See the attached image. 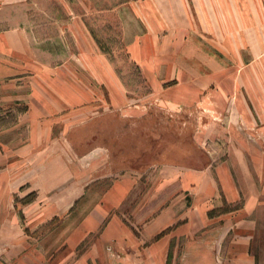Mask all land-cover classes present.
<instances>
[{
  "label": "rangeland",
  "instance_id": "obj_1",
  "mask_svg": "<svg viewBox=\"0 0 264 264\" xmlns=\"http://www.w3.org/2000/svg\"><path fill=\"white\" fill-rule=\"evenodd\" d=\"M128 1L0 0V30L26 29L34 55L40 61L52 66L72 62L66 65L70 69L76 65L79 76L69 70L68 81L82 83L83 92L77 109L54 114L60 121L52 128L50 139L42 144L31 143L30 147H26L29 127L17 123L25 112L22 110L25 102L15 100L30 87L8 90L6 93L11 94L12 99L1 102L0 148L5 155L0 175V264H44L39 249L48 248L44 255L47 259L59 246L60 241L54 244L57 237H50V232L60 225L65 215L37 222L34 218L39 208H30L28 212L24 207L35 198L36 192L24 196L11 191L27 178H35V186L45 183L52 188L51 194L58 202L64 197L75 199L78 189L65 191V185L75 187L82 179L80 183L88 199L82 209L84 214L92 204L102 202L113 183L133 185L131 200L122 207V213L134 229H140L143 221L152 217L160 206L175 204L179 211L185 209L186 202L190 205L191 192L194 196L195 191L186 195L187 191L182 189L184 182L200 184L199 202L209 199L204 191L208 183L217 190L218 200L221 201L220 196L223 199L216 207L202 211L199 207L204 202H201L195 209L194 218L200 229L204 213L208 220L232 217V213H235L232 220L237 217L236 211L244 204V199L225 201L220 185L238 184V175L234 173L238 167L246 172L239 177L244 184L249 186L253 180L264 189V174H251V168L256 173L264 171V142L257 141V136L262 138L264 132L250 127L238 131V113L233 106L242 97L251 102L250 96L238 95V79L209 80L212 93L207 106L202 105V100L199 105H187L188 88L202 87V81L162 79L157 86L151 84L126 51L117 8ZM66 9L84 19L100 49L103 64H74L77 48L67 30ZM234 67V64L228 65L229 74L234 73ZM101 69H107L104 74L109 80L89 77L90 70L93 75L97 70L100 76ZM44 150L47 152L41 154ZM34 153V157H28ZM10 158H17L12 160L15 165L8 163ZM222 168L229 170L230 175L225 176ZM12 172L19 175L13 184L10 182ZM80 176L82 178L77 179ZM262 194L264 198V190ZM139 196L148 200L140 211L138 204L131 202ZM33 213L37 215L34 217ZM256 215L262 237L254 240L252 253L255 264H264V205ZM212 224L218 225V222ZM227 257L220 255L222 264ZM199 259V255L195 257V264Z\"/></svg>",
  "mask_w": 264,
  "mask_h": 264
},
{
  "label": "crops",
  "instance_id": "obj_2",
  "mask_svg": "<svg viewBox=\"0 0 264 264\" xmlns=\"http://www.w3.org/2000/svg\"><path fill=\"white\" fill-rule=\"evenodd\" d=\"M65 11L67 30L77 48L74 64L102 63L99 47L84 19L71 9ZM117 12L128 57L151 84L157 86L162 79L202 81V87L188 88L187 105H199L202 100V105L207 106L212 93L209 80L238 79V95L251 99L248 102L242 97L233 106L238 113V131L250 127L264 132V98L259 97L264 96V0H129L117 8ZM33 51L26 29L0 30V106L3 100L12 99L11 94L6 93L8 90L30 87L23 95L15 97L25 102V112L17 123L29 127L26 147L47 142L52 128L60 121L54 114L77 109L83 99L82 83L68 81L69 70L79 76L76 65L70 69L66 64L73 63L64 61L52 66L37 59ZM230 64L235 65L233 74H229ZM101 70L100 76L97 70L94 75L90 70L89 77L109 80L104 74L107 69ZM260 137L257 136V141L264 142V136ZM14 152L20 156L18 150ZM44 152L47 151L41 154ZM4 155V149L0 148V175L4 170ZM34 156L35 153L28 154L29 158ZM15 159L10 158L8 163L15 165L12 161ZM221 171L225 176L231 173L224 168ZM234 173L238 175V184L221 183L220 188L225 201L244 199V204L236 211L238 220L236 216L231 219L235 213L232 217L209 220L204 213L205 218H200L201 229L194 218L195 209L201 202L204 203L199 209L204 211L223 201L221 196V201L218 200L217 190L209 183L204 188L209 199L199 202L200 184L184 182L182 189L187 191L186 195L195 191L194 196L191 192L190 205L186 202L185 209L179 211L175 204L160 206L152 217L143 221L140 229L129 225L122 213L134 188L124 182L113 183L102 202L92 204L85 214L82 209L88 199L80 183L82 176L77 178L81 180L75 187L65 185V191L78 189L73 200L64 197L55 201L52 188L45 183L35 186V178L17 183L11 191L24 196L36 192L35 198L24 207L28 212L30 208H39L34 218L37 222L65 215L60 225L50 232V237H57L54 244L60 241L58 249L47 259L44 255L48 248L39 249L44 264H195L198 255L201 259L198 264H222L220 255L225 254L228 257L224 264L227 261L228 264H255L252 244L262 237L256 214L264 205V189L253 180L249 186L244 184L240 176L246 172L239 167ZM251 174L260 175L264 171L256 173L251 168ZM11 175L13 184L19 175L14 172ZM38 176L40 179V174ZM6 191L8 193L9 189ZM142 196L131 201L138 204V211L148 202ZM5 200H8L7 195ZM80 211L82 213L78 214ZM36 215L33 213L34 217ZM214 221L218 225L212 224ZM82 244L84 248H80Z\"/></svg>",
  "mask_w": 264,
  "mask_h": 264
},
{
  "label": "trees",
  "instance_id": "obj_3",
  "mask_svg": "<svg viewBox=\"0 0 264 264\" xmlns=\"http://www.w3.org/2000/svg\"><path fill=\"white\" fill-rule=\"evenodd\" d=\"M22 110H24V108H22Z\"/></svg>",
  "mask_w": 264,
  "mask_h": 264
}]
</instances>
